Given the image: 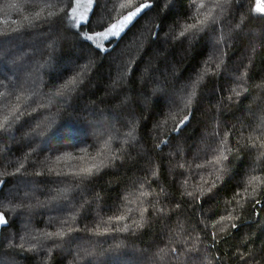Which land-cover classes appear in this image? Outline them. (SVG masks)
I'll return each mask as SVG.
<instances>
[{
    "label": "trees",
    "instance_id": "trees-1",
    "mask_svg": "<svg viewBox=\"0 0 264 264\" xmlns=\"http://www.w3.org/2000/svg\"><path fill=\"white\" fill-rule=\"evenodd\" d=\"M258 6L0 0V264H264Z\"/></svg>",
    "mask_w": 264,
    "mask_h": 264
},
{
    "label": "snow or ice",
    "instance_id": "snow-or-ice-1",
    "mask_svg": "<svg viewBox=\"0 0 264 264\" xmlns=\"http://www.w3.org/2000/svg\"><path fill=\"white\" fill-rule=\"evenodd\" d=\"M93 2V0H89V3L91 4ZM122 7H124L125 5H121ZM148 5L145 4H141L140 7L135 8L134 11H130L129 14L127 16H124V18L122 20L119 21V25L120 26H126L128 23H130L134 17H136L144 7H147ZM200 7H203V3H201ZM257 11L260 13H264V7H259L257 8ZM73 17H74V23L82 26L83 23L86 20V17L81 16L79 18V20H75V9L73 10ZM194 27L193 25H189V28ZM120 31H122V27L118 30V25L117 24H113L111 25V27H109L107 29L106 32H100V33H96V36L99 38H109V37H115L120 35ZM93 37L89 36L87 37V39L91 40ZM70 83H75V80L71 81ZM187 120V117H185L184 121H181V124L184 123ZM60 159V158H58ZM98 167L97 165H92L89 168H82L81 172L84 173H91L92 168ZM117 219H123V217H118ZM224 219V218H222ZM6 221L4 220L3 217H0V224L5 223ZM233 227H235V225H233ZM56 235H61V233H57Z\"/></svg>",
    "mask_w": 264,
    "mask_h": 264
}]
</instances>
